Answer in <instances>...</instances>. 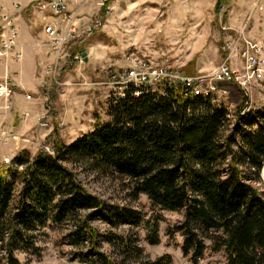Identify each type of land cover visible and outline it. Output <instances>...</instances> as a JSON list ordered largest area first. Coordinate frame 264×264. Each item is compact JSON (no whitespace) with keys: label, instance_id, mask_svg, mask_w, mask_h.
Masks as SVG:
<instances>
[{"label":"trees","instance_id":"16d2710c","mask_svg":"<svg viewBox=\"0 0 264 264\" xmlns=\"http://www.w3.org/2000/svg\"><path fill=\"white\" fill-rule=\"evenodd\" d=\"M248 103L243 94L231 111L214 93L196 95L168 80L157 90L130 85L112 99L106 122L96 117L92 133L71 145L52 135L53 154L20 152L0 167L6 263L21 264L18 252L41 258L38 238L50 226L65 233L76 264H172L170 256L146 259L137 238L118 232L140 227L157 246L158 218L144 220L90 193L77 173L83 168L122 178L133 201L145 196L152 207L182 215L165 234L182 238L192 264L207 253L222 254L225 264H264V117L246 114ZM100 216L116 230L100 231Z\"/></svg>","mask_w":264,"mask_h":264},{"label":"rangeland","instance_id":"374dc122","mask_svg":"<svg viewBox=\"0 0 264 264\" xmlns=\"http://www.w3.org/2000/svg\"><path fill=\"white\" fill-rule=\"evenodd\" d=\"M39 1L0 0V15L8 14L18 30L20 52L16 64L0 61V78L8 74L15 87L9 105L0 100V167L24 150L32 155L42 151L53 154L48 140L52 135L71 145L92 133L96 117L106 122L112 99L123 97L128 87L120 75L136 64L158 75L168 73L176 81L189 79L197 84L194 93L196 89L200 94L214 93L218 103L231 111L240 105L244 94L249 101L245 113L264 117V0H65L71 15L69 26L76 34L60 59L55 58L46 34L45 43H36V47L46 49V60L38 65V90L31 91L28 84L32 77L23 70L26 51L20 42L18 20L27 22L37 13L61 31L68 23L39 11ZM96 22L101 25L96 26ZM248 51L258 61L253 71H248L243 58ZM223 67L239 75V80H216ZM77 169L90 193L109 204L133 209L144 220L158 218L157 246L148 244V233L140 227L118 228L119 234L137 238L146 259L170 256L172 264H192L182 253V238L176 235L171 240L165 234L182 215L152 207L145 196L133 201L122 178ZM261 177L264 183V173ZM95 226L102 232L116 230L101 216ZM42 232L38 238L41 258L18 252L21 264H76L71 248L63 242V231L47 226ZM103 250L112 254L108 245ZM0 264H7L1 248ZM197 264H225V258L207 253Z\"/></svg>","mask_w":264,"mask_h":264},{"label":"built area","instance_id":"2783aa9c","mask_svg":"<svg viewBox=\"0 0 264 264\" xmlns=\"http://www.w3.org/2000/svg\"><path fill=\"white\" fill-rule=\"evenodd\" d=\"M37 8L39 11L51 14L53 18L58 17L59 19L62 18L63 21L64 19L68 21L67 26L65 27L66 29L63 31L58 28L57 24H49L45 25L44 27L45 34L49 39L48 45L55 54V58H63L62 54L65 45L69 44V42L74 39L76 34V29H74V27L71 25L69 26V23H71V15L68 12L67 3L65 0H41L39 1ZM100 25L101 24L99 22H96V26L99 27ZM90 33H92V31H90ZM17 37L18 30L11 20V17L6 13L3 14L2 12L0 15V61L2 63H9L10 61L11 63L16 64L20 61V52L17 49L16 42ZM243 58L246 59L248 71H253V68L258 65V61L250 55L249 51L243 53ZM238 77L239 75L232 73L227 67H223L218 76H216V80L232 81L234 79L237 80L236 78ZM120 78L121 80L125 81L128 86L132 85L136 88H153L156 82L162 81L164 79L173 83L179 82L181 84L187 85L188 87H191L192 90L195 86V84L189 79H183L185 81H176L168 73L158 75L156 71H145V69L140 67L138 64H136L134 69H128L122 73ZM14 89L15 87L12 85L11 77L8 74L4 78H0V100H2L6 106L9 105L12 100V92ZM195 94L199 95V90L196 89Z\"/></svg>","mask_w":264,"mask_h":264},{"label":"crops","instance_id":"0c3cea01","mask_svg":"<svg viewBox=\"0 0 264 264\" xmlns=\"http://www.w3.org/2000/svg\"><path fill=\"white\" fill-rule=\"evenodd\" d=\"M45 23L50 24V21L44 22L42 15L37 13L36 16L32 15L27 22L21 18L18 20V26L21 30L20 42L24 45L26 51V64L23 70L32 77L28 84V88L30 87L31 91L38 90V84L36 82L38 65L44 63L46 60V49L36 47V43L43 44L47 39L44 31H42V27L45 26L43 24Z\"/></svg>","mask_w":264,"mask_h":264},{"label":"water","instance_id":"95a60500","mask_svg":"<svg viewBox=\"0 0 264 264\" xmlns=\"http://www.w3.org/2000/svg\"><path fill=\"white\" fill-rule=\"evenodd\" d=\"M82 57L86 58V53H83V54H82Z\"/></svg>","mask_w":264,"mask_h":264}]
</instances>
